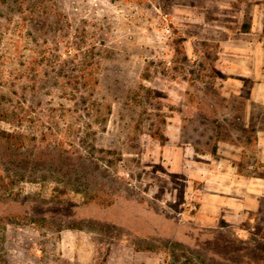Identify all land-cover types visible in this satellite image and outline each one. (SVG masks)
<instances>
[{
	"label": "rangeland",
	"instance_id": "rangeland-1",
	"mask_svg": "<svg viewBox=\"0 0 264 264\" xmlns=\"http://www.w3.org/2000/svg\"><path fill=\"white\" fill-rule=\"evenodd\" d=\"M188 2L0 0V131L32 157L7 160L0 134V264H105L124 243L134 264H264V215L183 217L219 193L184 149L249 134L222 120L219 47Z\"/></svg>",
	"mask_w": 264,
	"mask_h": 264
},
{
	"label": "crops",
	"instance_id": "crops-1",
	"mask_svg": "<svg viewBox=\"0 0 264 264\" xmlns=\"http://www.w3.org/2000/svg\"><path fill=\"white\" fill-rule=\"evenodd\" d=\"M188 11L206 20L211 29L207 37L219 47L222 120L242 123L249 134L236 135L234 142L221 140L219 156L200 155L192 146L184 149L187 172L193 168L203 172L199 177L208 185H218L219 193L197 191L193 202L197 210L183 217L242 229L245 221L264 215V175L245 174L258 171L260 165L264 172V0H189ZM245 154L255 163H242ZM123 246L121 252L112 246L105 264L143 262L145 252Z\"/></svg>",
	"mask_w": 264,
	"mask_h": 264
},
{
	"label": "trees",
	"instance_id": "trees-1",
	"mask_svg": "<svg viewBox=\"0 0 264 264\" xmlns=\"http://www.w3.org/2000/svg\"><path fill=\"white\" fill-rule=\"evenodd\" d=\"M0 134H1V138L6 143H8L6 150L8 149L9 153L8 152L4 153L6 155L5 158L7 160L17 164L18 166H21V167L24 166L25 168L29 164H31V162H32L31 154L28 153V151L24 150V148H22L23 147L22 140H24L22 135H19L17 133L7 132L4 130H1ZM74 163H76V162L74 161ZM61 169H62V167H61ZM260 175H264V174L261 173ZM67 228L71 229V230H74V229L81 230L84 228V226H82V225H71Z\"/></svg>",
	"mask_w": 264,
	"mask_h": 264
},
{
	"label": "built area",
	"instance_id": "built-area-1",
	"mask_svg": "<svg viewBox=\"0 0 264 264\" xmlns=\"http://www.w3.org/2000/svg\"><path fill=\"white\" fill-rule=\"evenodd\" d=\"M192 206H191V209L190 210H196L197 209V205L195 203H191Z\"/></svg>",
	"mask_w": 264,
	"mask_h": 264
}]
</instances>
